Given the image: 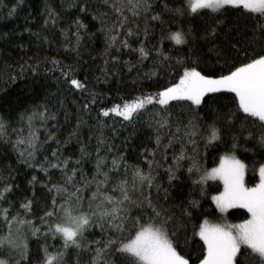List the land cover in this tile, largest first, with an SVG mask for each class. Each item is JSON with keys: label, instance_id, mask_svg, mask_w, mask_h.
Here are the masks:
<instances>
[{"label": "snow or ice", "instance_id": "obj_1", "mask_svg": "<svg viewBox=\"0 0 264 264\" xmlns=\"http://www.w3.org/2000/svg\"><path fill=\"white\" fill-rule=\"evenodd\" d=\"M17 6L14 4L9 9V16ZM110 9L116 14V20L108 30L115 33L110 35V43L117 42V29L126 28L125 36L139 35V25L135 29L127 25L130 18L134 21L141 16L145 19L143 33L147 37V21L164 24L162 14L166 12L171 14L176 30L162 29L158 41L161 46L153 45L152 49H146L141 41L140 59L149 58L154 50L159 57L156 66L163 64L171 68L173 58L162 47L165 40L188 46V55H178L175 59L180 71H173L178 79L157 92L142 94L109 108L101 107L98 124L103 127L99 117H108L110 113L131 122L134 114L146 110V106L155 108L159 105V111L154 113L157 133L164 127L171 129L174 126L175 133L168 136L169 144L175 139L186 138L193 146L192 155L187 157L191 161L187 171L190 176H198L192 183L199 187L200 195H205L207 181L222 183L223 189L210 196L220 219L212 222L204 211H198L203 205L195 198L187 201V207L182 209L179 217L155 203L150 189L160 186L155 184L152 174L153 161H148V170L144 171L137 165H128L123 153L112 158L111 166L104 163L105 157L98 155L91 180L80 181L76 179L77 168L69 167L71 158H61L58 149L52 152V159L44 157L43 161L37 162L39 138L32 130L33 123L38 119H55V114L50 113L46 105H38L20 114V120L27 122L29 132L26 137L17 136L15 141H11L8 133L10 120L0 115V140L12 143L25 164L39 168L48 176L49 182V169H57L62 174V182L49 186L41 181L52 196L51 206L40 217L44 239L59 237L62 245L59 248L53 245L52 250L47 244L42 245L43 254L37 255V264H264V0H166L160 12L155 11L152 0H112ZM80 10L86 11L87 6L82 5ZM196 20L202 22V27L197 28L192 23ZM74 23L77 32L85 27L79 18ZM198 42L208 45L207 53L213 54L211 58L195 55ZM120 44L130 47L127 39ZM70 72L71 69L62 73L69 87L83 89L84 84ZM157 74L155 70L150 73L152 76ZM92 95L93 99L82 105L86 111H90V103H95V94ZM170 101L189 102L187 123L179 117L175 121L171 119ZM237 124L238 132L235 130ZM241 137L244 144L255 142L252 148L244 147V152H253L257 145L262 150L259 159L252 161V170L258 171V181L251 186L246 180L249 164L238 155L242 148ZM49 139H54V135L50 134ZM198 141L203 142L205 151L225 149L215 167L201 166ZM156 142L161 143L159 134ZM22 145L26 147L22 148ZM112 148L101 134L97 153L102 149L111 152ZM81 153L90 156L83 146ZM185 156L182 145L180 153L174 157L175 167L169 169L170 181L179 179L175 170ZM80 163L79 159L75 161L77 165ZM121 165L124 178L113 180L110 173H118ZM79 174L83 175L82 170ZM14 179L11 171L7 177H0V224L4 227L0 234V264H32L21 228L28 226L32 236L40 233L41 228L21 216V210L30 213L31 200L20 203L19 209H15L14 202L9 199ZM37 180L33 175L28 183L34 185ZM110 183L111 192H118V195L109 193L106 186ZM145 188L149 190L147 195ZM164 191L167 193V189ZM133 193L139 195L134 198ZM229 209L246 210V218L230 221L227 218ZM94 227L100 229L102 240L89 239L93 234L89 230ZM181 231L185 234V245L189 239L195 241L194 249L182 247ZM85 253L90 254L87 260L83 259Z\"/></svg>", "mask_w": 264, "mask_h": 264}, {"label": "trees", "instance_id": "obj_2", "mask_svg": "<svg viewBox=\"0 0 264 264\" xmlns=\"http://www.w3.org/2000/svg\"><path fill=\"white\" fill-rule=\"evenodd\" d=\"M166 0H152L156 12H160ZM171 2V0H167ZM112 0H2L0 3V115L10 120L8 129L11 141L17 136L28 135L29 129L26 121L20 120V114L25 110H31L34 106L46 105L50 113L55 114V119L36 120L32 130L38 136L36 161H43L44 157L52 159V152L59 150L61 158H71L69 167L75 166L78 170L76 179L91 180L95 174V166L98 155L105 157L104 163L111 166V161L118 153L124 154L128 165H137L144 171L148 170V161H153L152 174L155 177V184L151 191L155 203L170 209L177 217L181 216L182 209L187 207V201L198 199L203 205L202 209L212 222H218L220 213L215 210L210 196L216 191L223 189L220 181L209 180L204 185L205 195L201 196L199 187L193 185L192 181L198 176H190L187 169L191 163L188 156L192 155V145L187 139H175L169 144L168 136L175 133V127L171 129L164 127L157 133L154 113L159 111L160 106L155 108L152 105L146 106L139 114H134L131 122L125 121L122 117L110 113L108 117L100 116L103 127L98 124L97 117L101 107L109 108L115 104H123L124 101L132 100L142 94L157 92L161 87L167 86L170 82L178 79L175 71H180L175 64L176 57L187 56L188 46L174 45V42L165 40L162 47L172 56V67L166 65L156 66L159 60L157 53L153 50L149 58L141 60L138 49L141 41L146 49H152L158 44L161 30L167 31L168 27L176 30L177 25L172 22L171 14L163 13L164 24L159 21H147L148 35L145 37V19L143 16L131 20L127 27L139 25L140 33L125 36V29H117L119 35L117 42L110 43L109 29L116 20V14L111 11ZM14 4H18L15 12L9 16L8 11ZM86 5L87 10L81 11V6ZM160 5V7H156ZM50 12L52 13L50 15ZM107 14V15H105ZM154 14V13H152ZM130 16V14H129ZM79 20L85 25L77 32V25L74 21ZM197 28L202 27V22H192ZM79 36V40L77 37ZM127 39L130 47H123L120 41ZM208 45H201L199 42L195 48V55L209 59L213 54L207 53ZM117 57L113 60L112 57ZM57 62V63H54ZM35 69V70H33ZM70 75L79 79L83 89H72L62 75L69 71ZM155 70V76L150 73ZM95 94V103H90V111L82 108L84 103H89ZM172 107L173 121L179 117L187 123L189 107L187 101H170ZM43 110V109H41ZM15 129V132H13ZM23 130V131H21ZM239 131V124L235 129ZM54 139H49V135ZM102 137L113 145L111 152L102 149L97 153L98 141ZM160 135L161 143L156 142L157 135ZM182 136V133L180 134ZM57 141L59 143H57ZM238 153L241 159L249 164L246 180L249 185L258 181V171L252 170V161L259 159L262 151L257 145L253 152H244L243 148H252L254 141L243 143ZM184 147L186 156L180 161V167L175 170L179 179L170 181L169 169L175 167L174 157ZM90 153V156H82L81 147ZM22 148L26 145H22ZM199 161L202 167L211 168L219 163V155L225 151L221 148L216 151L213 148L205 151L203 142L198 141ZM80 164H75L76 160ZM10 166V168H9ZM82 170L83 175L79 173ZM107 171V168L104 169ZM11 175L15 178L11 181L14 184L12 195L9 197L14 202V208L19 209L20 203L31 200V211L25 214L21 210V216L30 220L32 225L40 227L41 232L32 236L28 226H23L21 232L26 236L29 248V255L32 257V264H37V255H42V245L47 244L49 250L55 245L59 248L62 241L50 236L44 239V225L40 217L43 216L47 207L51 206V196L47 188L43 187L41 181L48 183L62 182L61 172L57 169H49L48 176L39 168L29 167L19 158V152L13 149L12 143H4L0 140V177ZM124 168L121 165L119 172L110 173L113 180L124 178ZM35 175L38 180L34 185L28 181ZM130 179V170L129 177ZM94 188L95 185L93 184ZM111 183L106 186L109 193L118 195V192H111ZM167 189V193H165ZM145 188V195L148 194ZM90 195V193H87ZM139 193H133V196ZM244 209H231L227 218L232 222L246 218ZM135 214V212L133 213ZM13 232L16 226L13 225ZM4 227L0 224V234H3ZM90 240H102L103 234L99 228L89 230ZM191 237V233H188ZM198 240V238H196ZM179 240L182 247L195 248V241L189 239L184 244L185 234L179 233ZM95 247V245H93ZM6 254V253H5ZM89 253L83 255L87 260ZM26 264V262H25Z\"/></svg>", "mask_w": 264, "mask_h": 264}, {"label": "rangeland", "instance_id": "obj_3", "mask_svg": "<svg viewBox=\"0 0 264 264\" xmlns=\"http://www.w3.org/2000/svg\"><path fill=\"white\" fill-rule=\"evenodd\" d=\"M229 210H231V209H229Z\"/></svg>", "mask_w": 264, "mask_h": 264}]
</instances>
